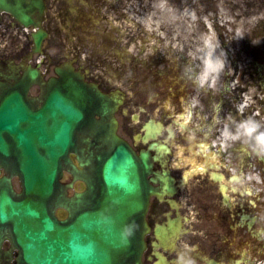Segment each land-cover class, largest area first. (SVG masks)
Segmentation results:
<instances>
[{
    "label": "flooded vegetation",
    "instance_id": "flooded-vegetation-1",
    "mask_svg": "<svg viewBox=\"0 0 264 264\" xmlns=\"http://www.w3.org/2000/svg\"><path fill=\"white\" fill-rule=\"evenodd\" d=\"M142 1L148 0H44L43 45L56 48L57 64L70 60L86 81L121 95L111 101L117 134L148 163L139 167L148 186L143 264H250L264 231V24L255 32L243 19L245 46L237 28L252 5H226L239 10V18L216 15L214 37L206 15L193 12L181 35L171 26L165 44L150 42ZM207 38L221 59L209 69ZM16 47L0 49V96L13 89L31 56L25 41ZM52 74L53 68L45 77ZM26 94L23 103L44 102L38 84ZM5 137L9 156H0V189L7 184L19 192L12 168L20 150ZM196 158L203 161L191 162ZM59 181L72 182L67 195L86 189L65 170ZM55 215L63 220L70 213L57 207ZM0 264H23L9 222L0 223Z\"/></svg>",
    "mask_w": 264,
    "mask_h": 264
},
{
    "label": "water",
    "instance_id": "water-1",
    "mask_svg": "<svg viewBox=\"0 0 264 264\" xmlns=\"http://www.w3.org/2000/svg\"><path fill=\"white\" fill-rule=\"evenodd\" d=\"M0 10L8 11L23 25L38 27L43 1L0 0ZM43 36L40 30L33 33L34 51L39 50ZM57 73L60 79L48 82L46 101L35 113H27V107L19 102L18 93L6 96L0 104V130L11 133L17 144L25 149L24 157L29 155V160L20 168L24 197L15 200L5 191L1 192L0 219H13L23 260L28 264H142L147 198L146 183L139 176L138 168L139 165L147 167L146 157L142 154L139 160L127 143L115 134L111 111L107 113V108L97 112L109 117H104L99 125H91L93 182L85 177L86 174L80 177L89 188H94L88 193H93L92 208L61 222L47 213L49 203L51 207L56 202L53 190L55 160L67 154L73 138V123L84 118L82 110L87 98L105 97L94 87L88 89L80 85L70 68ZM36 74L35 70L28 71L23 81L32 80ZM55 86L63 91L59 93L61 90ZM93 106L97 110L95 103ZM26 113L31 119L28 122ZM25 122L28 126L21 130L20 124ZM37 145L45 149V157H39L35 151ZM29 148L30 153H27ZM0 149L6 154L1 136ZM86 201L90 199L83 193L75 199L62 200V203L70 211L75 203Z\"/></svg>",
    "mask_w": 264,
    "mask_h": 264
},
{
    "label": "rangeland",
    "instance_id": "rangeland-1",
    "mask_svg": "<svg viewBox=\"0 0 264 264\" xmlns=\"http://www.w3.org/2000/svg\"><path fill=\"white\" fill-rule=\"evenodd\" d=\"M142 5H147V9L142 18L143 30L146 32V36H150L149 40H162L163 44L167 41V34L169 29L172 26L174 28V33L181 35L184 29V20L188 19L187 16L194 18H200L201 16L206 18L205 28L212 34V37L215 35L216 21L212 20L216 15L224 17L225 19L231 20L233 17L239 18L238 14L240 11L236 10L235 12L226 5H252L250 9V15L248 17L244 16L239 20V23L243 25L242 28L238 26L237 30V40L246 46V41L242 38L245 28V23L248 26L254 27L255 32L261 29V25L264 24V0H148L142 1ZM181 5H200L196 8L186 9ZM210 5V6H209ZM199 12H202L200 15ZM204 13V14H203ZM245 15L246 12L243 11ZM206 15V17H205ZM246 17V18H245ZM245 19V23L243 21ZM236 22V20H233ZM218 23V22H217ZM244 23V24H243ZM212 24L213 27L210 25ZM221 24L219 23V26ZM216 28V29H215ZM255 32L253 34H255ZM154 38L151 40V38ZM262 41V40H260ZM259 40L254 39V44H259ZM129 92V91H127ZM262 155L261 153H259ZM203 159L196 158L191 162L197 163L202 162ZM264 231L262 233V241L258 243L256 249L252 252V260L250 264H258V262L264 259ZM260 244V245H259Z\"/></svg>",
    "mask_w": 264,
    "mask_h": 264
},
{
    "label": "bare ground",
    "instance_id": "bare-ground-1",
    "mask_svg": "<svg viewBox=\"0 0 264 264\" xmlns=\"http://www.w3.org/2000/svg\"><path fill=\"white\" fill-rule=\"evenodd\" d=\"M220 65H221L220 57L216 54L213 46L210 43H208L205 51V67L209 69L212 67H218Z\"/></svg>",
    "mask_w": 264,
    "mask_h": 264
}]
</instances>
